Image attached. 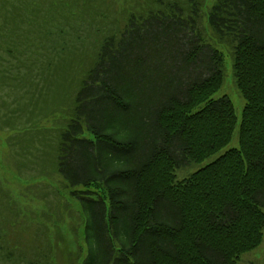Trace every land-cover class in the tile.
I'll return each mask as SVG.
<instances>
[{
	"label": "trees",
	"instance_id": "16d2710c",
	"mask_svg": "<svg viewBox=\"0 0 264 264\" xmlns=\"http://www.w3.org/2000/svg\"><path fill=\"white\" fill-rule=\"evenodd\" d=\"M228 57L239 121L231 100L214 96ZM68 63L69 114L53 130L15 133L12 145L26 148L27 170L73 187L104 264L115 251L126 264H237L262 242L264 0H0L8 120L26 94L27 112H43L37 78L42 89ZM233 137L236 146L177 176ZM3 242L0 264L22 250ZM49 250L37 248L33 264H53ZM26 259L19 252L15 263Z\"/></svg>",
	"mask_w": 264,
	"mask_h": 264
},
{
	"label": "rangeland",
	"instance_id": "374dc122",
	"mask_svg": "<svg viewBox=\"0 0 264 264\" xmlns=\"http://www.w3.org/2000/svg\"><path fill=\"white\" fill-rule=\"evenodd\" d=\"M211 1L207 0V4ZM223 50L225 51L224 48ZM152 69L154 70H151V75L157 79L162 73L161 66L156 64ZM65 72L67 75L64 77L55 75L45 78L42 81L44 84L42 89L37 78V83L33 86V92L38 99L36 107L40 105L44 111L39 115L27 112L26 94L20 108L22 111H19L20 114L15 117L14 122L7 119L11 106L10 100L4 99L5 91L9 93L7 89L10 88V83L5 82L4 85V82H1L0 86V200L4 201H0V204L3 202L0 209L2 233L0 242L4 240L3 243L8 245L17 239L21 241L22 250L17 251L16 255L19 252L25 255L26 264L37 262L34 253L44 243L50 249L46 253L51 254L53 264H104L106 257L105 243L100 245L92 235L86 236L84 233L87 221L79 213V199L71 193L73 187H65L57 174L48 175L41 170L34 171L30 168L27 170L26 148L21 156L19 155L21 149L12 145L14 143L12 136L15 133L21 132L24 136L28 129L53 130L56 127L53 124L55 119L69 114V111L64 110L70 104V95L75 85V80L70 77V63L66 65ZM25 81L26 79L23 85H26ZM221 94H225L231 100L239 121L244 100L233 85L229 57L226 61L225 80L214 96ZM236 145L237 139L233 137L227 145L203 161L191 163L189 167L177 170V176L182 177L191 173ZM261 208L264 210V206ZM117 231H125L122 224ZM90 232L92 233V229ZM115 237V248L119 249L122 242L118 236ZM16 255L2 264H18L15 263ZM263 256L264 230L262 242L254 249L243 253L237 264H260ZM109 264H126V261L120 260L118 252L115 251Z\"/></svg>",
	"mask_w": 264,
	"mask_h": 264
}]
</instances>
